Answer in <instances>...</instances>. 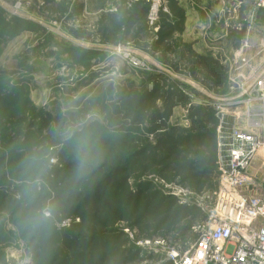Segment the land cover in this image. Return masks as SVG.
I'll return each instance as SVG.
<instances>
[{
    "label": "rangeland",
    "instance_id": "1",
    "mask_svg": "<svg viewBox=\"0 0 264 264\" xmlns=\"http://www.w3.org/2000/svg\"><path fill=\"white\" fill-rule=\"evenodd\" d=\"M2 1L6 8H15L20 3L18 10L23 14L17 16L11 8L8 11L0 7V264H82L77 257L71 262V251L62 237L63 232L78 225L83 209L100 212L102 218L107 211L114 212L110 219H105L111 231H124L119 235L123 240L121 250L124 248L130 257L140 251L131 261L122 256L120 264H174L172 252L184 251L196 241L200 232L197 226L205 221L214 203L220 172L217 166L212 188L206 184L202 191L191 192L179 181L170 178L169 182V176L161 175L167 162L162 161L161 148L151 147L150 142L161 134L164 122L189 126L191 105L204 107L201 117L208 127L211 122L206 119V108L213 111L218 119L216 133L221 109L231 113L235 108L228 106L232 101L230 92L220 93L221 89L213 87L202 63L197 65L187 43L178 39V31L183 33L186 27L179 17L182 12L177 1L158 0L156 21L151 23L148 18L126 35L127 42L114 44L119 37L114 39L111 25L100 19L101 15L114 11L113 0ZM186 1L201 7L208 15L213 12L212 7L203 5V0ZM224 10L221 20L229 27L236 28L235 21L242 22L241 28L247 27L252 0H229ZM170 14L174 18L170 19ZM149 41H156L157 48L149 45L144 49L137 44ZM119 46L123 52H131L139 64L146 63V69H138L124 57L114 55L117 53L114 47ZM178 50L184 51L182 61L188 67L178 72L163 69L161 61L169 64ZM224 67L220 72L225 77ZM148 72L156 75L158 89L144 104L139 79L148 82ZM224 80L228 89V80ZM169 84L183 93L186 104L177 102L171 106L169 118L164 116L161 120L157 115L151 121L150 113L154 107L161 110ZM128 89L130 96H123L121 92ZM108 106H112L113 113L120 109L115 125L110 121L112 112H108ZM92 123L94 135L72 139L75 131ZM119 123L123 129H119ZM102 125L109 129H103ZM89 139L87 143L94 148L91 152L80 141ZM23 141L25 146H21ZM130 154L135 157L126 160L129 170L125 172L127 175L122 174L124 182L121 179L119 182L120 175L116 179V190L123 193L120 185L122 190L125 186L131 191L141 188L151 198L153 193L162 192L190 210L173 228L161 227V220L173 213V208L165 212L157 208L148 213L145 208L148 205L142 200L134 208L125 203L129 198L122 195L106 199L107 202L102 200L100 210L99 202L83 204L84 197L89 201L88 196L96 195L94 184L88 190L93 180L84 182L85 174L92 176L99 160L108 157L125 160ZM67 162L76 165L69 175L63 169ZM155 203L156 200L152 205ZM44 211L51 216L43 217ZM90 216L93 219V214ZM107 238L95 244L107 249Z\"/></svg>",
    "mask_w": 264,
    "mask_h": 264
},
{
    "label": "trees",
    "instance_id": "2",
    "mask_svg": "<svg viewBox=\"0 0 264 264\" xmlns=\"http://www.w3.org/2000/svg\"><path fill=\"white\" fill-rule=\"evenodd\" d=\"M151 1L152 0H113L114 11L108 14L107 13L103 14L104 16L102 15L100 16V19H104L107 23L111 25V31L113 33L114 39H117V36L119 37L118 40H116V42H112L113 44L117 42L119 43L127 42L126 35L130 34V32H132L135 28L141 26L146 20H148V14L151 8ZM179 10L183 13L182 8H179ZM171 16L173 17L174 15L170 14V19ZM169 22L171 21H168V23ZM101 33L102 31H100V34ZM135 36L136 34L134 35V38L137 39V37ZM101 39H102V35H101ZM103 42L105 43V41ZM150 42H152V44H150ZM156 43H157L156 41H149V42H145V44L144 43L143 44L137 43V44L140 46V48L145 49L149 45L152 48H157ZM80 49L87 51L86 48H80ZM183 53L184 51L182 50L176 52L174 54L172 61L171 60L169 61L168 65H170L173 68V70L179 71L181 70V68L186 69L188 67L187 63H184L182 61V58L184 56ZM193 56H195V58L197 59V65L198 63H202L204 70L208 72L209 78H211L213 81L212 83L213 87L216 89H221L220 91L221 93L225 92L227 89L224 80L225 79L224 72H222V75L220 72V68L223 67L220 64V62L211 56L200 55L195 53L193 54ZM196 68L197 66L192 67V71L196 70ZM192 71L190 72V74H192ZM139 72L143 74L142 71ZM146 74H147L148 82H145L144 79H143L144 81H142V79H139V85H140L139 89L141 90L140 93L142 95L141 100L144 104L146 103L148 97L153 96V94L158 89L156 87V79H155L156 75L154 74L155 75L154 77L151 72H148ZM162 84H163V79H161V88H162ZM173 87L174 86L172 84H169L170 89H168L167 87V90L169 92L165 96L164 103L161 104V110L159 107L157 108L154 107L153 111L150 113L151 114L150 117H153L152 119L149 118L151 121H155L156 120L155 117L157 115L158 117H161V120L164 119V116L169 118L172 113L171 106L173 104L177 102L179 103L186 102L185 100L186 97H184L183 93H181V91L179 90L176 91L175 89H173ZM130 90L128 89L127 91H122L121 93L123 94V96H128V95L130 96L129 93ZM107 108H108V112H112V106H108ZM203 108L204 107L202 106H192V105L189 107V119L191 120L189 126L183 127L176 124H169L164 122L161 124V134L158 135L157 137L155 136L154 142H150L149 140L146 139L147 141L150 142L151 147L161 148V153L163 155L162 161L167 162L166 166L163 167L164 169H161L165 171V173L161 172V175L162 176L167 175V177L169 176L168 177L169 182H171L170 178L179 181L178 182L179 184L184 185V187L188 188L191 192L202 191L206 184L207 187L209 186L210 188H212L213 184L210 185L211 181H213L218 174L217 164H216V159H217L216 126L218 119L211 109L206 108V111L208 113L206 119L207 121L210 120L211 122L210 127H208L205 124L206 122L203 121L204 117H201V111L205 112ZM119 110H117L116 113L112 112V116H110L111 117L110 121L113 125H115V122L117 123L119 122L118 118L120 116L117 115L119 113ZM119 124H120L119 129H123L124 126L123 125L121 126V123ZM194 124L197 125L195 129L192 126ZM232 124H233V118L230 116H225L223 131L225 133H229L231 131ZM94 127H95V123L86 125L84 128L81 129V131H75L74 133L75 135L72 139L73 140H75L76 138L82 139L94 135L92 133ZM103 129L108 130L109 128L107 126L105 127L103 126ZM93 139L95 140L96 137H94ZM80 141H83L82 144H84L90 152L94 150V148L91 147L93 144L91 145V143H87V141H91L90 139L85 141L84 140H80ZM25 145L26 144L23 141L21 143V146H25ZM134 149H136L135 145H134ZM97 150H98L97 156H99L101 152L99 148ZM83 151L85 152L84 149ZM134 152L137 153V151ZM132 156L133 154H130L128 157H125V160L117 157H112L111 160L110 157H108V159L105 160H99V165L93 167V171L91 174L92 176L87 177L85 174V179H84V182L89 181L90 179L93 180V183L90 184L91 186L89 185L88 190L94 184L95 187L94 191H96V195L88 196L89 197L88 199L91 198V200L89 201H86V198L84 197L83 204L99 202L97 204L99 205L98 206L99 209L101 204L104 205L103 202H107L108 199L122 195L120 197H123L124 199L129 198V200H126L125 203L126 204L130 203V205L134 208H137L139 206V204L137 205L136 202L142 200V202H144L143 204L148 205L145 207L148 210V213L155 212L157 208H161L160 210L161 212H165V209L171 210L173 208L175 211L171 213L166 219L161 220V227H164L165 230L173 228V226H176L178 222H180V220L183 217H185V214H189L190 210H185L183 206L177 205V203H175V201L172 198L167 197V195H164L162 192L161 194L153 193L154 197L151 198L152 195L145 191H141V188H139L136 191H131V189L130 190L128 189V186H125V189L122 190L121 189L122 185H120L119 189L123 193H120L116 190L117 189L116 179L120 175L119 182L120 179L122 180V182H124L123 180L124 176L122 174L127 175L125 172L129 170L127 169L128 162H126V160ZM134 157L135 156H133V158ZM92 163L94 164L95 161H92ZM66 164L67 167L65 166L63 167V169L66 170V174L69 175V172H72L76 165H74V163L72 162L70 163L67 162ZM143 190H146V188H143ZM126 195L127 197H125ZM132 197L134 198L132 199ZM168 199H172V200L170 202H167ZM102 200L104 201L101 202ZM154 200H156V203L153 206L152 202ZM107 213L103 214V216L107 219H110L112 216L111 214H114L113 211H107ZM91 214H93V219L90 216ZM79 217H81V219L77 223L78 225L73 226L71 227V229L68 230L65 229L66 231L63 232L64 236L62 237V239L66 241V245L67 247H69V251H71L70 257L73 259L71 262H73L77 257L82 264H120V259L122 256L126 259L128 257L129 260L131 261L140 255L139 250L132 253L131 257L127 255V252L125 251L124 248H122L121 250L120 242L123 240L122 238H119V235L124 234V231L121 229L118 231L114 230L115 232L111 231L110 229L111 226H109L106 223L105 218H102L100 212H96L95 210L91 211L90 209L87 210L83 209V212L80 214ZM130 227L133 228L134 224H131ZM107 236L108 238L106 241L107 243H109L107 249L95 244L96 242L100 243V240L103 241L102 239ZM198 237L196 238V240L198 239ZM100 245L102 246V244ZM76 249H78L79 252H77Z\"/></svg>",
    "mask_w": 264,
    "mask_h": 264
},
{
    "label": "built area",
    "instance_id": "3",
    "mask_svg": "<svg viewBox=\"0 0 264 264\" xmlns=\"http://www.w3.org/2000/svg\"><path fill=\"white\" fill-rule=\"evenodd\" d=\"M157 1H151V23L157 19ZM19 6L9 8L22 16ZM0 7L10 10L2 0ZM260 10H264V0H252L248 28ZM234 24L240 29L242 22ZM247 47L246 40L235 52L228 75V94L232 95L228 106L235 108L231 113L221 109L217 127L220 178L214 203L197 226L198 239L188 249L170 255L174 264H264V63L253 75H243L240 67L250 65ZM113 50L128 64L146 69V63L139 64L131 52H123L120 46ZM227 115L233 118L229 133L223 131Z\"/></svg>",
    "mask_w": 264,
    "mask_h": 264
},
{
    "label": "crops",
    "instance_id": "4",
    "mask_svg": "<svg viewBox=\"0 0 264 264\" xmlns=\"http://www.w3.org/2000/svg\"><path fill=\"white\" fill-rule=\"evenodd\" d=\"M176 1L178 7L183 9L181 16L186 27L183 33L180 30L178 31V39L183 38L189 49L195 54L211 56L217 59L221 65L224 64L223 67L227 68L225 72L226 80H228L231 61L235 57V52L246 40L248 47L245 51V56L249 60L250 65L240 67L242 74L251 76L264 63V39H262V35H264V10L256 13L253 27L236 29L229 27L221 20L224 8L229 0H203V5H207L209 8L212 7L213 12L211 15L204 12L201 7L191 5L189 1ZM138 54L140 55V53ZM161 66L164 67L163 69L171 68L173 70L170 65L163 61H161Z\"/></svg>",
    "mask_w": 264,
    "mask_h": 264
},
{
    "label": "clouds",
    "instance_id": "5",
    "mask_svg": "<svg viewBox=\"0 0 264 264\" xmlns=\"http://www.w3.org/2000/svg\"><path fill=\"white\" fill-rule=\"evenodd\" d=\"M42 215H43V217L47 218V217L51 216V213L49 211H44Z\"/></svg>",
    "mask_w": 264,
    "mask_h": 264
}]
</instances>
